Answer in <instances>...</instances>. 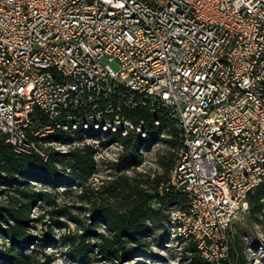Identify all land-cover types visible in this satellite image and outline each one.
<instances>
[{"label":"built area","instance_id":"1","mask_svg":"<svg viewBox=\"0 0 264 264\" xmlns=\"http://www.w3.org/2000/svg\"><path fill=\"white\" fill-rule=\"evenodd\" d=\"M161 126L177 144L159 190L185 197L171 235L217 264L264 182V0H0V140L15 153ZM84 139L94 160L108 146Z\"/></svg>","mask_w":264,"mask_h":264},{"label":"trees","instance_id":"2","mask_svg":"<svg viewBox=\"0 0 264 264\" xmlns=\"http://www.w3.org/2000/svg\"><path fill=\"white\" fill-rule=\"evenodd\" d=\"M125 116L136 122L140 118L148 119L149 114L145 109L126 111ZM161 127L146 138L137 136L121 137L117 133L101 132L99 130H77L71 137L68 133L58 132L47 141L59 143L82 139L86 132L91 138H105L100 145L109 143H120L122 152L116 165L128 169L134 163V157L138 150H142L150 143L165 141L171 148L177 144L176 134L173 130H167L169 138H162ZM46 160L40 155L17 154L12 147L0 140V259L8 264H36L32 254H26L23 250L32 242L30 234V223L42 221L43 215L31 218V209L37 202H48L54 204L46 187L55 188L58 185H71L75 182L82 187L86 180L95 171L94 149L91 145H83L67 153L58 154L45 147ZM59 157H63L59 160ZM174 162V154L169 168L165 169L163 177H155L146 180L139 185L134 177L119 175L108 182V187L102 192H82V202L89 205V216L92 224L89 226L105 227L106 235L99 233L95 235L96 244L87 242L88 236L93 235L82 222L66 209L52 210L49 213L53 218H70L75 221L85 234L66 236V245L70 256L77 261L83 262L87 254L93 248L104 254L109 260L121 261L130 255L144 253L151 247L147 237L154 235L152 223H164L167 221L170 227L169 217L165 209L173 205L184 206L185 197L182 194L159 190L167 179L169 170ZM58 164L63 168L59 169ZM136 182V183H134ZM89 193H92L89 195ZM248 212L254 215L256 220L264 221V182L248 195ZM60 225V222H56ZM92 233V234H91ZM231 230L228 232L230 236ZM179 242L186 244L184 247L189 254L190 264H213L206 261L192 242H185L177 238ZM154 241V240H152ZM46 242V241H44ZM37 244L39 248L44 243ZM241 241L232 236L229 242L227 256L219 259L217 264H247L246 257L242 251ZM34 252V251H31ZM35 253V252H34ZM48 258V257H47Z\"/></svg>","mask_w":264,"mask_h":264},{"label":"rangeland","instance_id":"3","mask_svg":"<svg viewBox=\"0 0 264 264\" xmlns=\"http://www.w3.org/2000/svg\"><path fill=\"white\" fill-rule=\"evenodd\" d=\"M97 140L100 142L105 138L100 136ZM92 142L91 139L71 140L53 144L51 149L57 151L58 154H64L86 144L92 145ZM103 146L107 148L102 149L100 155L95 157V171L86 180L83 187L75 182L69 186L46 187L45 190L50 193V198L55 203L41 201L37 202L31 209V218H37L40 215H43V217L40 222L30 223L29 232L33 236V240L23 252L32 254L37 261L36 264H190L189 254L184 248L186 244L172 237L171 227L168 226L167 221L164 223L151 222L154 227V235L146 238L147 241H150L151 247L144 253H136L121 261H116L109 260L95 247L92 252L87 254L83 262L70 256L65 241L66 236L85 234V231L72 219L66 217L55 219L47 213L48 211L50 212L52 208L53 210L66 209L76 216L89 231L94 232L93 235L88 236L87 240V242L94 245L97 243L95 235L99 233L106 235L105 227L102 224L97 227L89 226L93 222L89 216V205L81 201L83 198L82 192L85 190L87 193H100L107 189L110 180L121 174L134 177L139 185L144 184L143 182L146 180L150 181L155 177H163L165 169L169 168L173 157V150L169 144L165 141H158L148 144L142 150H138L134 157V163L128 169H125V165H116L121 153L116 152L115 145L107 142ZM62 159L63 157H59V160ZM58 168L63 167L58 164ZM91 194L89 193V195ZM0 200L4 202V198L0 197ZM167 211L168 209H165V212ZM260 218L259 215V220H256L254 215L246 212L239 216L231 228L229 242H231L232 236L241 241L247 264H264V221H261ZM56 222L61 224L58 225ZM42 241H46L43 243L44 247L39 248L37 244L42 243ZM0 264L8 263L0 259Z\"/></svg>","mask_w":264,"mask_h":264}]
</instances>
